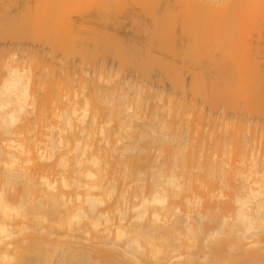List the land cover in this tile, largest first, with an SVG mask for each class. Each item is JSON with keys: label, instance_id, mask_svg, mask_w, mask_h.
I'll return each instance as SVG.
<instances>
[{"label": "clouds", "instance_id": "clouds-1", "mask_svg": "<svg viewBox=\"0 0 264 264\" xmlns=\"http://www.w3.org/2000/svg\"><path fill=\"white\" fill-rule=\"evenodd\" d=\"M158 7L36 0L0 27V264H264V0ZM93 10L179 30L197 88L110 63Z\"/></svg>", "mask_w": 264, "mask_h": 264}, {"label": "bare ground", "instance_id": "bare-ground-1", "mask_svg": "<svg viewBox=\"0 0 264 264\" xmlns=\"http://www.w3.org/2000/svg\"><path fill=\"white\" fill-rule=\"evenodd\" d=\"M165 2L166 0H152L154 7L156 5L159 6L156 8V11L159 13L165 11ZM35 4L36 0H0V27H7L12 32L22 30L26 26L25 18L27 13L30 8L35 7ZM73 20L78 27H83L89 35H95L102 42H107L114 46L110 47L107 52V55L111 58L110 60L115 57V49L118 47L120 56L131 62L132 67H136L138 61L141 58H145L147 62L140 65L139 70L152 73L157 68V70H159L157 74L167 77L170 75L171 77L169 79L176 87H186L193 90L197 88L200 80V69L194 65H190L184 59H181V57L183 58L182 54L180 55V59H178L179 61L177 60L179 55L174 58L176 56L175 54H179L178 51H175V48L171 47V50L164 51L165 46L168 45L166 42L170 40L172 42H170L171 44L176 43L179 49H182L180 47L182 45L176 42L177 38L175 36L178 32L173 33L170 37L154 35L153 31H150L152 25V18L150 15L137 10L136 13H125L118 17H102L93 10L87 13H74ZM172 38L173 41L174 39H176V41L173 42ZM155 43L158 44L159 49H155ZM151 46L155 49V51L153 49L154 52L151 50ZM49 51L53 50L50 49ZM156 51L157 53H155ZM158 53L159 55H157ZM62 55L63 52L59 50V48L55 49L53 51V61L58 60ZM166 56H170L169 59L172 60L173 58L174 61L168 62V60L165 59ZM175 61H178L177 63L182 66L179 64H177L179 66H176V64L171 66L170 64L173 62L176 63ZM168 64L170 66H168ZM187 64H189V67ZM186 66L188 69L185 68L186 71H184L183 67Z\"/></svg>", "mask_w": 264, "mask_h": 264}, {"label": "rangeland", "instance_id": "rangeland-1", "mask_svg": "<svg viewBox=\"0 0 264 264\" xmlns=\"http://www.w3.org/2000/svg\"><path fill=\"white\" fill-rule=\"evenodd\" d=\"M178 31H179V30H178ZM178 31H177V32H178ZM124 34H125V33H124ZM125 35H126V34H125ZM125 35H124V36H125ZM120 36H121V35H120ZM121 37H122V36H121ZM175 37H177V34H176ZM122 38H123V37H122ZM124 39H125V37H124ZM126 39H127V36H126ZM172 41H173V38H172ZM175 41H176V39H174L173 42H175ZM168 42H169V43H168ZM168 42H166V44H168V45L165 46V50H164V51L171 50L170 48L173 47V48H175V51H178V53H179V54H175L176 56H175L174 58H176L177 55H179V56L177 57V60L180 59V55L182 54V51H181V49H179L178 44H176V43L171 44V43H172L171 40L168 41ZM170 42H171V43H170ZM176 42H179V41L177 40ZM169 44H171L172 46L169 45ZM179 44H180V43H179ZM153 45H154V44H153ZM151 47H152L151 50L153 51L154 48H153V46H151ZM154 47H156L155 49H159L158 44H156V43H155V46H154ZM180 47L182 48V46H180ZM148 48H149V47H148ZM155 49H154V51H155ZM148 50H149V49H148ZM151 50H150V51H151ZM146 51H147V50H146ZM150 51H149V52H150ZM154 51H153V52H154ZM157 51H158V50H157ZM157 51H156L155 53H157ZM172 51H173V50H172ZM175 51H174V52H175ZM158 52H159V51H158ZM174 52H173V53H174ZM145 53H147V52H145ZM155 53H154V54H155ZM164 53H165V52H164ZM164 53H163V54H164ZM171 53H172V52H171ZM171 53H169V54H171ZM157 55H159V53H158ZM166 55H167V54H166ZM163 56H164V55H163ZM171 56H172V55H171ZM182 56H183V55H182ZM172 57H173V56H172ZM163 58H164V57H163ZM163 58H161V59H163ZM169 58H170V56H166V57H165V59L168 60V62L173 60V58H172V60L169 59ZM110 59H111V58L109 57V62L111 63L112 60H110ZM181 59H183V58L181 57ZM173 61H174V60H173ZM178 61H179V60H178ZM178 61H175L176 63L173 62V63L170 64V65H171V66L174 65V64H176V66L181 65V64L177 63ZM180 61H181V60H180ZM165 62H167V61H165ZM165 62H164V63H165ZM170 63H171V62H170ZM181 63H182V62H181ZM177 64H179V65H177ZM183 64H184V63H183ZM170 65L168 64V66H170ZM188 65H189V64H187V66H188ZM190 65H192V64H190ZM181 66H182V65H181ZM183 66H184V65H183ZM187 66H186V67H183V68H184V71H186L185 68L188 69L189 66H188V67H187ZM153 69H154V68H153ZM177 69H178V68H177ZM158 71H159V70H157V68H156V70H154L152 73H155V72H156V74H157ZM177 71H178V70H177ZM185 75H186V74H185ZM170 77H171V76L169 75L168 78H170ZM187 80H188V79H187Z\"/></svg>", "mask_w": 264, "mask_h": 264}]
</instances>
